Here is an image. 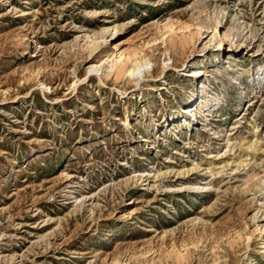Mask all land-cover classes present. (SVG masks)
I'll return each instance as SVG.
<instances>
[{
  "label": "rangeland",
  "instance_id": "1",
  "mask_svg": "<svg viewBox=\"0 0 264 264\" xmlns=\"http://www.w3.org/2000/svg\"><path fill=\"white\" fill-rule=\"evenodd\" d=\"M0 264H264V0H0Z\"/></svg>",
  "mask_w": 264,
  "mask_h": 264
},
{
  "label": "bare ground",
  "instance_id": "2",
  "mask_svg": "<svg viewBox=\"0 0 264 264\" xmlns=\"http://www.w3.org/2000/svg\"><path fill=\"white\" fill-rule=\"evenodd\" d=\"M216 24H217V21H215L214 28L217 27ZM200 28H198L197 31H200ZM116 30H118V25L114 26V31H116ZM194 34H196V33H194ZM99 44H100V42H97V41L95 42V46H98ZM130 58L131 57L129 56V54H127L124 51L116 52L114 61L113 60L109 61V70L110 71L112 70L113 74L116 77L123 76L125 74L126 75L128 74L129 77L140 76L141 73L143 72L144 68H146V66H148L147 64L149 63V60L146 58H140L139 60H136V59L132 60ZM104 63H105V60L104 61L100 60V61H98V63H96V65H94V66L91 65L90 67H88V71L96 70V68L101 67ZM193 73H195V72H193Z\"/></svg>",
  "mask_w": 264,
  "mask_h": 264
}]
</instances>
